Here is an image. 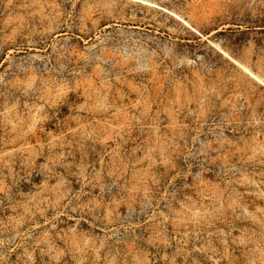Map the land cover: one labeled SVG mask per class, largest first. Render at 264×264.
Masks as SVG:
<instances>
[{
	"label": "rangeland",
	"instance_id": "rangeland-1",
	"mask_svg": "<svg viewBox=\"0 0 264 264\" xmlns=\"http://www.w3.org/2000/svg\"><path fill=\"white\" fill-rule=\"evenodd\" d=\"M0 264H264V0H0Z\"/></svg>",
	"mask_w": 264,
	"mask_h": 264
}]
</instances>
